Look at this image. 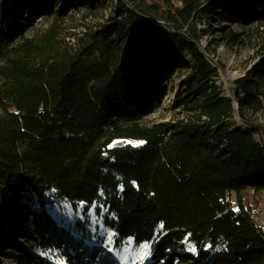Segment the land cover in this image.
Instances as JSON below:
<instances>
[{
  "label": "trees",
  "instance_id": "obj_1",
  "mask_svg": "<svg viewBox=\"0 0 264 264\" xmlns=\"http://www.w3.org/2000/svg\"><path fill=\"white\" fill-rule=\"evenodd\" d=\"M17 1L0 9V230L20 224L26 243L44 247L46 236L49 244L64 236L76 246L64 243L74 263L83 242L44 210L37 226L24 216L29 191L43 209L54 190L85 214L105 207L116 246L152 243L149 264H264V228L243 203L248 189L264 191V125L244 113L263 109L264 58L238 81L237 111L220 92L223 66L201 51L206 31L198 28L203 14L258 28L264 0ZM109 5L106 24L76 47L66 42L72 11ZM189 67L169 106L173 120L147 124L166 82Z\"/></svg>",
  "mask_w": 264,
  "mask_h": 264
},
{
  "label": "rangeland",
  "instance_id": "obj_2",
  "mask_svg": "<svg viewBox=\"0 0 264 264\" xmlns=\"http://www.w3.org/2000/svg\"><path fill=\"white\" fill-rule=\"evenodd\" d=\"M3 2H5V8H8L9 4L17 3L18 1L1 0L0 9H2ZM113 15L114 10L110 5L108 8L98 7L94 11L82 10L75 13L72 11L65 21V28L67 30L66 42L70 46L76 47L75 44H77L79 37L89 33L90 30L96 29L99 25L103 26ZM198 28L206 31L201 40V51L204 54H210L209 59L213 67H218L216 65L217 61L223 66V68L218 70V76L216 77V83L220 92L223 96L233 99L234 106L238 111L239 106H237L235 91H238L241 96H243L244 92L238 88L237 83L239 80L248 79L249 72L254 71L256 65L264 58V25L257 28L256 25L243 27L235 21L223 24L216 22L209 23L206 15L203 14L200 16ZM223 28L228 30L230 33L229 37L224 36ZM214 50H216L215 53ZM181 57L189 65H192L194 62L188 53H182ZM190 75L191 68H185L182 71L174 73L173 77L166 82L167 91L166 96L162 100L161 108L146 119L147 124L170 122L173 120V113L169 110V106L180 87V83L188 80ZM261 92L260 98L263 102V109L257 113L248 111L247 109L244 113L248 119L264 125V85L261 88ZM239 119L240 115L236 113L233 120L236 126L239 124L243 125ZM55 193L53 190L47 194L52 205L48 203L42 209L36 202L35 194L29 191L25 198L26 211L28 210V212L24 216L33 226H37L39 222L35 220V217L40 210H44L46 215L55 222V226L61 229L62 234L68 233V235L84 243L83 249L85 251L81 253L82 255L74 263H70L69 259H72L70 257L73 254H67L64 243H69L64 240V236H62L61 242L53 240L51 244H49L51 237L46 236L45 239L48 240L46 245L48 247L39 244H28L22 239L20 224H17L13 226L15 229L6 228L0 230V264H39L36 261L38 258H32V255L41 258L43 264H110L107 260L109 256L113 259L114 264H149L152 261V243L137 246L130 239L125 241L120 247L115 245V233L104 222L107 214L105 207L101 208L100 212L94 207L85 214L83 205H79L74 210L68 201L58 200ZM231 202L233 208L237 209L238 203L235 195H232ZM243 203L248 209L256 210V217L261 222L262 228H264V191L256 193L248 190L244 193ZM22 210L20 204H18L16 211L22 212ZM56 210H62L60 212L68 211L70 215L69 219L74 218V220L68 224L59 222L54 216V211ZM0 213L2 212L0 211ZM146 245L149 247L146 248ZM73 247H76L75 244L67 245V248L70 250ZM193 249L195 248L192 244H188L186 247L187 252L195 254L196 249L195 251ZM95 251L98 252L99 258L103 257L101 261H94ZM90 252L92 253V257L90 256Z\"/></svg>",
  "mask_w": 264,
  "mask_h": 264
},
{
  "label": "bare ground",
  "instance_id": "obj_3",
  "mask_svg": "<svg viewBox=\"0 0 264 264\" xmlns=\"http://www.w3.org/2000/svg\"><path fill=\"white\" fill-rule=\"evenodd\" d=\"M62 210H56L54 211V216L59 222H65V223H70L74 220V218L69 219L70 215L68 214V211H63Z\"/></svg>",
  "mask_w": 264,
  "mask_h": 264
},
{
  "label": "built area",
  "instance_id": "obj_4",
  "mask_svg": "<svg viewBox=\"0 0 264 264\" xmlns=\"http://www.w3.org/2000/svg\"><path fill=\"white\" fill-rule=\"evenodd\" d=\"M248 190H251L252 192H255L252 188L251 189H248ZM254 220H255L256 227L257 228H262L261 222L258 220V218L255 217Z\"/></svg>",
  "mask_w": 264,
  "mask_h": 264
},
{
  "label": "snow or ice",
  "instance_id": "obj_5",
  "mask_svg": "<svg viewBox=\"0 0 264 264\" xmlns=\"http://www.w3.org/2000/svg\"><path fill=\"white\" fill-rule=\"evenodd\" d=\"M145 247L148 248L149 246L146 245ZM193 251H195V249H193ZM149 254H150V253H149Z\"/></svg>",
  "mask_w": 264,
  "mask_h": 264
}]
</instances>
